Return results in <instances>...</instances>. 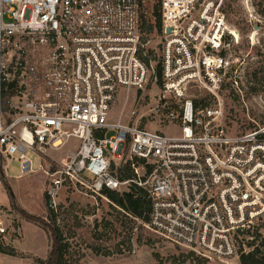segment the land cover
I'll list each match as a JSON object with an SVG mask.
<instances>
[{
    "label": "built area",
    "instance_id": "built-area-1",
    "mask_svg": "<svg viewBox=\"0 0 264 264\" xmlns=\"http://www.w3.org/2000/svg\"><path fill=\"white\" fill-rule=\"evenodd\" d=\"M145 2L0 0V188L13 158L21 175L51 176L55 210L64 185L104 196L135 183L152 199L154 234L205 259L240 258L264 219V124L229 130L222 93L238 39H228L224 0H160L162 84L151 112L176 135L111 117L121 91L144 90L151 75L158 83L142 38ZM72 138L55 167L50 151ZM30 153L46 165L35 169ZM126 163L134 176L123 180ZM6 208L0 201V257L22 236Z\"/></svg>",
    "mask_w": 264,
    "mask_h": 264
},
{
    "label": "rangeland",
    "instance_id": "rangeland-1",
    "mask_svg": "<svg viewBox=\"0 0 264 264\" xmlns=\"http://www.w3.org/2000/svg\"><path fill=\"white\" fill-rule=\"evenodd\" d=\"M159 2L146 0L142 10V38L146 39L145 49L157 66L164 41L157 23ZM223 12L231 33L228 39L235 36L238 42L233 41L227 50L231 67L222 97L229 130L240 133L264 124V0H224ZM145 20L146 24L153 25L151 32L146 31ZM159 90L160 85L151 75L144 90L121 91L111 117L166 134H178V126L169 124L164 115L151 112L156 106ZM192 93L197 98L204 96L199 89H193ZM77 143L72 138L59 150L50 151L55 167ZM30 156L35 169L41 164L46 165L38 154L30 153ZM21 173L18 160L13 158L7 162L8 185L3 182L0 201L7 206V213L11 214L15 224L20 226L22 236L7 254L0 257L1 264H38L36 259L46 260L52 250L51 234L39 222L27 220L19 207L10 201L8 187L12 188L16 201L26 212L48 220L47 189L51 176L42 170ZM56 213L65 244L61 264H241L240 258L223 262L205 259L188 248L162 239L150 231L144 221L130 216L107 195H91L64 185L59 192ZM254 235L257 256L264 260V219ZM107 252L112 254L107 255Z\"/></svg>",
    "mask_w": 264,
    "mask_h": 264
},
{
    "label": "trees",
    "instance_id": "trees-1",
    "mask_svg": "<svg viewBox=\"0 0 264 264\" xmlns=\"http://www.w3.org/2000/svg\"><path fill=\"white\" fill-rule=\"evenodd\" d=\"M157 23L158 30L162 32L161 14H159V19ZM143 24L146 26L145 29L147 32L152 31L153 25L146 24V20L143 22ZM144 40L146 39L143 38V41ZM150 54H152V52H150ZM146 60L147 62H149V58H146ZM156 72L159 76L158 83L160 85L162 84V67L160 64H158ZM117 175L120 179L123 180L131 179L134 176V171L131 169L130 165L126 163L117 169ZM3 182L8 185V182H6L5 175L3 178ZM8 187L10 191V201L15 206L19 207L21 212L27 217V220L39 222L42 227L51 234L53 244L52 250L49 253L48 258L46 260L37 258L36 262L38 264H61L65 254V244L62 238V231L57 223L58 215L56 213V210L51 208L48 204V220L44 218L35 217L26 212V210H24L21 206H19V203L16 201L17 199L12 188L10 186ZM103 193L107 195L117 206L124 209L126 213H128L130 216L138 218L144 221V223L149 220L150 211L152 207V199L150 198L147 190H145L144 188L138 186L135 183H131L128 191L120 193L114 190L105 189ZM94 249L97 250L96 247H94ZM257 251L258 249H255L252 252H249L248 254H242L240 256L241 264H264V260L257 256ZM106 254L111 255L112 252H107Z\"/></svg>",
    "mask_w": 264,
    "mask_h": 264
},
{
    "label": "water",
    "instance_id": "water-1",
    "mask_svg": "<svg viewBox=\"0 0 264 264\" xmlns=\"http://www.w3.org/2000/svg\"><path fill=\"white\" fill-rule=\"evenodd\" d=\"M170 31H171V28H168V29H167V32H170Z\"/></svg>",
    "mask_w": 264,
    "mask_h": 264
}]
</instances>
